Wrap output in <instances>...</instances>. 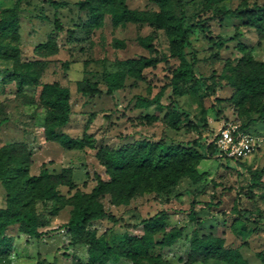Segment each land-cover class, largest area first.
<instances>
[{
	"label": "rangeland",
	"instance_id": "rangeland-1",
	"mask_svg": "<svg viewBox=\"0 0 264 264\" xmlns=\"http://www.w3.org/2000/svg\"><path fill=\"white\" fill-rule=\"evenodd\" d=\"M15 1L0 0V14ZM57 1L54 7L46 0H21L18 36L12 41L19 51L0 48V119H6L0 124V162L8 168L16 163L22 167L10 171L8 183L20 185L22 176L38 175L43 167L50 173L26 182L28 206L38 214L42 234L28 236L18 224L8 226L6 232L14 241L0 255V264L85 262L88 245L70 243L65 223L75 208L76 193L89 192L96 184V173L107 181L98 200L116 221L96 218L89 227L97 235L104 233L110 244L122 241L125 232L141 234V219L163 209L167 229H184L173 243L151 250V255L159 254L162 264H227L214 258L192 260L194 232L222 238L223 245L237 250L248 264H264V116L257 118L264 110V86L258 84L259 91L253 90L245 81L254 73L264 79V63L259 64L264 62V29L219 12L264 5V0H184L185 23L200 21L204 28L193 27L189 45L182 46L187 60L195 49L193 71L201 80L178 76V47L164 27L179 15L176 0H168L165 8L154 0H125L131 9L157 13L159 27L130 20L116 23L107 10L94 21L88 9L79 7L80 0ZM145 36L155 50L141 44L140 37ZM0 41L10 38L0 36ZM141 55L154 60L138 72L119 63ZM118 69L125 75L120 87L108 94L103 75ZM55 81L71 91L69 120L56 133L83 137V146H65L58 137H46L47 107L40 92L44 83ZM86 82H95L103 92L82 94L78 87ZM173 82L180 87L177 94L172 92ZM155 97L187 115L170 118L163 106L142 104ZM222 127H235L248 135L254 142L252 151L240 158L221 153L214 137ZM142 139L185 145L196 139L202 149L211 143L214 151L190 160L191 165L196 163L197 174L204 173L202 177L177 170L174 181L170 168L149 167L150 173L146 169L133 173L103 164L105 148L135 149ZM118 176L126 186L140 179L125 203H114ZM47 186L56 191L51 198L44 195ZM6 193L0 179V208ZM141 262L153 261L147 257ZM105 264L132 261L119 256Z\"/></svg>",
	"mask_w": 264,
	"mask_h": 264
},
{
	"label": "trees",
	"instance_id": "trees-1",
	"mask_svg": "<svg viewBox=\"0 0 264 264\" xmlns=\"http://www.w3.org/2000/svg\"><path fill=\"white\" fill-rule=\"evenodd\" d=\"M16 0L12 7L5 8L0 14V36L10 38V41L2 43L0 41V48L6 50H12L14 54L18 53L19 48L12 41L17 39V30L19 25V2ZM52 6H58L57 0H46ZM161 8H165L168 0H154ZM179 6V15L171 22H166L164 27L171 33V39L173 43L178 47L177 56L180 60V67L178 68V76L182 79L201 80L197 77L193 71L195 60V49L190 51L191 58L187 60L183 53L182 46L184 44L189 45V35L193 27L199 26L203 30V25L200 21L191 23H185V3L184 0H176ZM79 7L81 9H88L90 17L94 21H99L104 11H110L114 22H122L130 20L134 22H147L154 27H159L161 24L160 17L157 13L149 14L144 10H137L129 8L125 0H80ZM224 15L235 14L240 19H245V23L256 27L258 30L264 29V5L254 4L250 8H235V9H221L219 11ZM57 29H60V23L58 20L54 21ZM264 35V31H263ZM141 44L148 48L155 50L152 40L148 37H140ZM154 60L153 57L139 56L137 58H126L119 63L125 65L128 71H140L145 66L151 64ZM261 62L259 64H263ZM124 71L122 69L105 72L103 75L106 90L105 92L111 94L114 90L120 87L122 79L124 77ZM245 81L249 83L252 89H256L258 84H263L264 79L254 73L250 75V78L246 77ZM264 88V87H263ZM78 90L89 96L101 94L103 91L99 88L95 82L82 83L79 85ZM259 91V90H258ZM172 92L177 94L180 92V87L177 83H172ZM41 98L45 106L47 107L46 137H58L61 143L65 146H83V137H72L67 133H56V128L66 124L69 120L71 113V106L69 99L71 91L68 87L60 85L58 82L44 83L40 92ZM153 102L156 106L164 107L167 111L166 114L170 118L179 116L180 113L187 115L185 111H180L174 104L163 105L159 98L152 100H143L144 105ZM262 110L257 118H261L264 115ZM6 119H0V124ZM248 122L242 127H246ZM193 144H173L166 143L161 140L149 141L139 140L135 149L125 150L123 147L113 150L104 149V162L103 164L109 168L115 170L131 171L133 173L136 170L146 169L150 173L149 167L155 170H162L170 168V177L173 178L177 170L188 172L190 174H197L195 171V164L191 165L190 160H196L206 157L212 154L214 148L211 143H208L201 148V144L197 140L192 141ZM201 149H200V148ZM208 152V153H207ZM10 169V170H9ZM21 164L16 163L10 168L0 162V179L7 188L5 205L0 208V255L6 254L13 245V237L9 235L7 227L13 224H18L20 232L27 234L28 236L39 237L43 231H40L38 223V214L33 210L31 206H28L29 197L26 196V182L30 179L36 180L42 176H50L47 168L43 167L38 175L22 176L20 185L12 187L8 183L10 177V171L21 170ZM143 173V172H142ZM145 173V172H144ZM198 177H202L204 173H198ZM96 184L89 192L78 191L75 197V208L65 223L67 231L70 235V243H85L88 245V258L81 264H105L107 261L123 256L132 261V264H143L141 259L149 258L153 262L151 264H162L159 254L151 255V250L155 246H165L173 243L177 238L181 236L184 229L183 226H173L167 229V214L163 209L156 213L144 217L141 219L140 224L142 226L141 234H131L125 232L120 241L117 244H110L104 233L97 235L94 228L89 227V222L96 218L107 217L112 221H116V217L105 211L100 204L98 197L105 190L107 181L101 177L98 173L95 174ZM119 182V190L114 195V203H125L130 194V190L135 188L140 179L131 181L130 185H125L120 176L116 177ZM251 190V189H250ZM55 190L51 186H47L44 190L46 198H51L55 194ZM249 197L252 196L250 191ZM193 212L190 214V218H194ZM162 233L160 237H156L158 233ZM191 258L195 260L200 257L201 259L214 258L219 261H223L227 264H248L246 259L242 258L239 252L235 249L225 247L223 240L220 237L213 236L211 234L199 235L197 232L192 234L191 240ZM164 264V263H163Z\"/></svg>",
	"mask_w": 264,
	"mask_h": 264
},
{
	"label": "built area",
	"instance_id": "built-area-1",
	"mask_svg": "<svg viewBox=\"0 0 264 264\" xmlns=\"http://www.w3.org/2000/svg\"><path fill=\"white\" fill-rule=\"evenodd\" d=\"M214 142L221 153L233 158L244 157L254 146L248 135L240 133L235 127H222L215 135Z\"/></svg>",
	"mask_w": 264,
	"mask_h": 264
}]
</instances>
